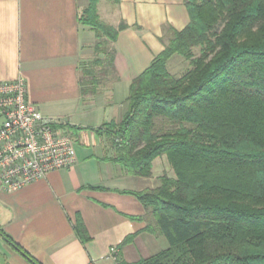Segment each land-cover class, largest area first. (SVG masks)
I'll list each match as a JSON object with an SVG mask.
<instances>
[{"label": "trees", "instance_id": "16d2710c", "mask_svg": "<svg viewBox=\"0 0 264 264\" xmlns=\"http://www.w3.org/2000/svg\"><path fill=\"white\" fill-rule=\"evenodd\" d=\"M99 2L90 0L80 18L97 37L95 57L82 65L85 94L119 79L114 42L129 27L104 21ZM185 2L190 22L173 29L165 48L132 80L122 120L95 129L110 134L115 160L129 173L151 176L160 156L175 171L134 192L152 216L145 229L164 235L170 246L119 264H264V0ZM175 54L190 62L180 76L168 67ZM75 228L89 239L80 217Z\"/></svg>", "mask_w": 264, "mask_h": 264}, {"label": "crops", "instance_id": "0c3cea01", "mask_svg": "<svg viewBox=\"0 0 264 264\" xmlns=\"http://www.w3.org/2000/svg\"><path fill=\"white\" fill-rule=\"evenodd\" d=\"M89 2L0 0V81L25 78L30 100L44 115L67 122L77 137L74 167L0 192V231L41 264L134 262L170 246L164 235L145 229L152 216L134 194L156 187V180L129 173L115 160L110 134L95 129L122 120L132 80L165 48L173 29L188 25L190 13L185 0H100L104 21L129 27L114 42L119 79L85 94L82 65L95 57L97 40L80 19ZM78 217L87 240L76 232ZM0 264L33 263L0 232Z\"/></svg>", "mask_w": 264, "mask_h": 264}, {"label": "built area", "instance_id": "2783aa9c", "mask_svg": "<svg viewBox=\"0 0 264 264\" xmlns=\"http://www.w3.org/2000/svg\"><path fill=\"white\" fill-rule=\"evenodd\" d=\"M76 142L67 122L44 115L30 100L25 78L0 81V192L74 167Z\"/></svg>", "mask_w": 264, "mask_h": 264}, {"label": "rangeland", "instance_id": "374dc122", "mask_svg": "<svg viewBox=\"0 0 264 264\" xmlns=\"http://www.w3.org/2000/svg\"><path fill=\"white\" fill-rule=\"evenodd\" d=\"M170 35L167 39L169 41ZM199 51V48H196V52ZM93 59V58H92ZM190 66V62L184 56L180 54H175L168 62V67L170 71L175 76H180L183 74ZM110 81V80H109ZM109 81H104L103 84H109ZM114 82V81H113ZM163 175L174 176L175 171L171 166L167 156L157 157L153 162V173L151 176L156 180L157 185L161 182V177Z\"/></svg>", "mask_w": 264, "mask_h": 264}]
</instances>
